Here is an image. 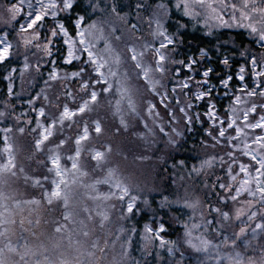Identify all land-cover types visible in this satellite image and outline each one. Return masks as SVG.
Masks as SVG:
<instances>
[{
  "label": "snow or ice",
  "instance_id": "snow-or-ice-1",
  "mask_svg": "<svg viewBox=\"0 0 264 264\" xmlns=\"http://www.w3.org/2000/svg\"><path fill=\"white\" fill-rule=\"evenodd\" d=\"M83 5L84 0H17L5 8L0 68L8 83L0 119L11 118L13 125L0 129L8 154L0 169L17 167L10 134L32 135V149L46 153L53 177L44 198L64 208V223L55 231H67L71 241L69 223H79L88 235L84 220L73 218L71 185L79 184L96 205L81 211L103 222L108 240L103 247L93 241L88 256L111 250V264H140L133 255L138 238L149 256L159 250L175 256L186 247L212 257V264H264V0H129L134 12L128 13L120 0ZM230 29L245 30L247 46L244 33L225 31ZM195 32L207 39L193 50L188 36ZM16 56L22 57L19 67L12 63ZM25 76L31 111L15 115ZM101 101L125 127L128 117L138 118L144 138L156 128L170 142L187 131L200 133L201 159L189 174L203 177L201 187L175 201L161 199V206L175 205L179 215L177 240L167 237L171 224L163 217L137 229L138 212L142 204L150 208L149 201L133 194L116 170L88 181L84 153L90 162L105 160L104 151L88 147L93 134L103 133L100 120L91 115ZM66 145H71L67 152ZM114 201L119 222L112 219ZM6 223L0 212V234ZM8 247L18 251L11 243Z\"/></svg>",
  "mask_w": 264,
  "mask_h": 264
},
{
  "label": "trees",
  "instance_id": "trees-1",
  "mask_svg": "<svg viewBox=\"0 0 264 264\" xmlns=\"http://www.w3.org/2000/svg\"><path fill=\"white\" fill-rule=\"evenodd\" d=\"M17 0H0V27H3V21L8 19V13L5 11V8L10 6L12 3H16ZM111 2V0H110ZM109 2V3H110ZM120 3L123 7V11L125 13L134 12V9L130 8L129 0H120ZM85 4V3H84ZM76 14H80L77 12ZM72 15V13H71ZM179 18V14L177 13V17ZM174 18V19H175ZM130 19H134L130 17ZM23 22V19L20 20ZM179 22V21H175ZM231 32L233 34L237 32H243L244 35L242 39L245 41L247 46V41L249 37L247 33L243 29H230L225 30ZM201 39L206 40V37H203L201 32L191 33L188 36L189 47L194 50L195 45H197ZM258 48V46H256ZM187 51V49H184ZM13 65L20 66L22 63V57L16 56L12 61ZM20 81H17V91L20 90ZM41 87L43 85H40ZM7 87V80L4 78L3 68H0V101H3L4 94ZM24 94L32 91L29 85L28 77H25L24 82ZM23 97V96H22ZM9 100L13 99V97H8ZM19 98L16 97V110L15 115H21L25 112H30L31 108L27 110V104H23V102L28 103V99L23 100V102L18 103ZM27 110V111H26ZM2 121H5L1 119ZM10 123V126L13 125V120L9 118L6 120ZM113 137L115 138L112 141H109L105 138H101L96 147L102 149V151L107 150V155L109 154L108 148L111 147L112 154L109 160L110 167H116L121 172L122 176L126 180L124 182L131 188L133 194H140L142 200L147 199L150 204V208H143L141 212L138 213L136 217L137 221V229L140 230L144 223H152V220H156L159 223L160 218L163 217L165 220L171 224V228L167 233V237L173 240H177L178 236L181 235V231L179 229V224L181 223L179 219L178 213L174 210L175 205H172L169 208H165L161 206V199L163 197H167L168 200L175 201L177 199L183 198L186 190L191 191L193 188H200L201 181L203 177H195L191 176L190 169L193 165H197L200 162V155L198 153V147L194 146L190 137L183 136L182 142H177L175 147H172L169 150H163V145L160 144L156 149H151L143 146V142L139 136L144 131H138L133 124H131L127 129H119L117 126H114L112 129ZM20 135V134H18ZM28 137V140L25 138ZM31 135L26 131L24 135H20L19 140L16 141L14 146V159L17 167L25 172L27 175L32 177H45L47 175V165L45 162L46 156L43 158L41 153L34 152L32 149V139ZM185 138V140H184ZM24 139V140H23ZM141 142L142 146L139 144ZM114 155L116 156L114 159ZM159 156V157H158ZM43 160H40V159ZM153 159V160H151ZM183 162V164H181ZM83 167L86 171H91L90 161L88 153H84L82 157ZM96 173V170L94 169ZM89 177L97 176V174H92L88 172ZM189 175V176H188ZM38 195L40 196V192L36 189ZM116 205L117 214L119 215V202L114 201ZM82 209V208H81ZM143 211H147L143 216L141 213ZM36 215L33 216L34 224L37 226L38 223H41L39 220L40 214L39 211ZM82 212V211H81ZM117 216H115L114 221H117ZM82 220H84L87 225L86 229L88 235L85 236L88 247L90 248V241L92 239H96L101 243V246L107 244L108 238L105 235L106 228L103 222L96 220L93 217H89L86 213L82 212ZM47 217L49 224H52L54 219H56V214L54 209L52 208L47 212ZM48 223V222H45ZM129 226H131V222H129ZM41 236L38 233L34 235V239L41 241ZM211 238V237H210ZM214 242H219V237L215 238ZM140 242L137 238L136 241V249L138 251H134L133 255L136 260L140 261V264H174L175 260L170 261L169 254L164 250H159L156 255L149 256L142 252ZM110 249V246H109ZM95 250V253L98 252ZM183 251V256L180 255V252ZM177 253L180 255H177ZM177 253L173 257H178L177 260L185 261V264H212V257L207 256L206 254L203 256H195L194 252L190 249H178ZM101 257L97 258L96 255V264H111L112 261V252L103 251L101 253ZM251 254V253H250ZM199 258L197 260H194ZM93 261V260H92ZM92 264H95L94 262Z\"/></svg>",
  "mask_w": 264,
  "mask_h": 264
},
{
  "label": "rangeland",
  "instance_id": "rangeland-1",
  "mask_svg": "<svg viewBox=\"0 0 264 264\" xmlns=\"http://www.w3.org/2000/svg\"><path fill=\"white\" fill-rule=\"evenodd\" d=\"M109 2L110 0H105V3ZM84 3L85 4L83 6L87 8L88 0H84ZM69 15H71V13H69ZM88 15H91V12H89ZM131 22L136 23L135 18L132 19ZM73 23H75V21H73ZM102 46L103 45L101 44V47ZM257 46L259 47V45ZM133 84H135V81H133ZM15 90L17 91V88H15ZM28 93L29 92H27L25 95L21 94L17 96L19 98L17 100L18 103H21L23 102V100L28 99ZM109 99L114 102L116 97L113 96ZM137 103H140L139 97H137ZM23 104H27V110L31 108V106L27 102H23ZM91 115L94 118L99 119L101 124L103 125V133L98 137L93 134V139L88 145V147L92 150L99 149L95 146V144H97L99 140L101 141L103 135V138L109 141L115 139L111 130L114 126H117V128L119 129H127L131 124H133L138 131L144 130L141 133V136L138 137V139L140 140L141 138L144 144L143 146L151 149H156L158 145L162 144L163 150L170 151L172 147H175L177 142L180 143L183 141L184 135L185 137H190L194 146H199L198 140L200 137V133L193 131H187L182 136L177 137L175 142H170L168 136L164 133L159 132L158 128L154 130L151 136L144 138L145 129L143 123L139 121L138 118L128 117L127 127L121 125L120 119L114 114L113 108L109 107L108 103L104 101H101L100 107H98ZM6 123L10 125L8 121H2L0 119V129H2ZM88 123L89 127L91 128V120H89ZM18 134V132L10 134V140L13 147L15 146L16 141L19 140L20 135ZM3 135L4 134L0 132V164H4L6 162L8 155L3 150ZM30 138L32 139V135ZM25 140H28V137H26ZM139 144L142 146L141 142ZM70 148L71 145H66L64 151L67 152L70 150ZM41 154L43 158L46 156V153ZM111 154L112 151L107 155L106 150L105 160L101 161L99 164L90 162L89 169H93L87 172L97 174V176H93L90 178L88 175V181L100 179L105 175L106 170L109 166ZM115 157L116 156L114 155V159ZM110 168L117 171L118 177L123 182L124 180H126V177L124 178L122 176L118 168ZM94 169L96 170V173L94 172ZM27 174L28 173L25 172L24 169L23 171H21L18 167H16V170H12L10 168L7 170L0 169V212H4L7 219V223L3 225V229H6V231H3V234H0V260L3 261V264H92L93 262L96 264V259L101 257L102 250L96 252L94 256L87 255V252L91 250L93 241H96V239H92L90 241L91 246L89 248L86 238L81 231L82 226L79 223H69V229L72 233L71 241L69 240V234L67 231L61 233H57L55 231L58 224L64 223L62 219L64 208L61 202H53L51 205H49V203L44 198V192L50 186V182L53 179L52 175L48 173V171L47 175L41 178L32 177ZM36 189H38V191L40 192V196L38 195ZM101 190L106 191L107 187L105 186ZM69 192V203L72 209L73 218L76 221H80L82 220L81 208L87 207L94 209L96 205L92 200L86 197L84 189L80 187L79 184L71 185V187L69 188ZM33 200L37 201L38 203H25L26 201ZM5 205L6 208L4 207ZM52 208L54 209L57 217L56 219H54L55 221H53L52 224H49L47 212ZM143 208L144 207L142 204L141 210ZM36 210L39 211L40 218L38 221L41 222L38 223L37 226L34 224V221L32 219L33 216L38 213L35 212ZM117 215V210L115 208V211L112 213V219L114 220L115 216ZM84 230L87 231V229ZM35 233H38V235L42 237L41 241L34 239ZM77 240L79 241L78 244L76 243ZM9 243H11L14 248H17L18 251L10 250L8 247ZM135 251L138 250L136 249ZM177 255L179 254L177 253ZM194 255L203 256L205 254L194 253ZM168 256L170 258V261L177 260L178 258L173 257L172 255ZM21 257H23V259ZM197 259L199 258H196L194 260ZM98 264H101L100 261Z\"/></svg>",
  "mask_w": 264,
  "mask_h": 264
}]
</instances>
